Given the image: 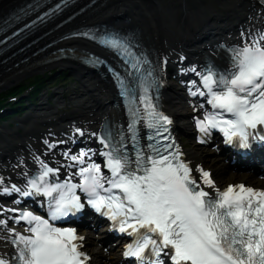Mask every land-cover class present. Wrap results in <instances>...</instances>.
Returning a JSON list of instances; mask_svg holds the SVG:
<instances>
[{"label":"snow or ice","instance_id":"6c2138e0","mask_svg":"<svg viewBox=\"0 0 264 264\" xmlns=\"http://www.w3.org/2000/svg\"><path fill=\"white\" fill-rule=\"evenodd\" d=\"M48 15L25 24L19 31L42 23ZM100 43L116 50L140 72L142 61L127 43L117 37L102 38ZM229 52L231 66L224 72L212 65L203 71L190 69L200 78V86L192 81L191 87L196 90L190 89V95L207 96L206 102L213 109L196 120L204 136L217 129L226 144L238 143L247 149L250 140L264 142V32L249 34L242 46ZM151 76L148 71L138 78L139 92L124 87L121 81L130 117L127 132L131 135L125 137L121 132L115 139L107 132L99 137L104 149L100 152L102 165L92 160L94 151L82 149L76 155L62 153L68 162H57L56 167L34 156L39 167L32 175L27 170L22 173V187L6 185L5 177L0 176V195L43 197L42 206L46 207V217L17 208L0 210L18 213L0 218V230L7 233L0 240L6 239L13 249L10 258L0 254V264H86L89 257L80 250L84 237L78 236L74 228L55 225L86 206L108 217L120 233L132 238L123 255L133 258L136 264H264V189L239 184L220 190L211 174L199 167L198 181L179 147L164 135L172 121L154 103L150 90L156 82L149 79ZM141 122L152 130L146 148L137 136V124ZM76 131L83 135L80 129ZM44 143L49 151L57 146L48 140ZM23 163L21 160L20 165ZM61 168L77 171H69L60 181ZM204 186L214 188L215 194ZM9 220L26 227L18 231L9 227Z\"/></svg>","mask_w":264,"mask_h":264},{"label":"bare ground","instance_id":"6f19581e","mask_svg":"<svg viewBox=\"0 0 264 264\" xmlns=\"http://www.w3.org/2000/svg\"><path fill=\"white\" fill-rule=\"evenodd\" d=\"M197 9L198 10H201L200 5L197 7ZM144 11H145V14H146L147 13V10L145 9ZM165 20L168 21L167 19H165ZM157 32H158V30L157 29H154L152 33L156 35V38L157 39H161V41H163V40L166 39L167 42L170 43V42H174V41L177 40V37H173V38H163L162 37L161 38V36H159V34ZM167 96H168V101H167L168 108H169V110L172 113H174V115L176 117V120L179 123L183 119V114H184V111H185L184 110V107L180 103V92L177 89H175L174 87H172L167 92ZM203 152L207 156L206 159L204 158L205 160H207L209 162H212L214 160L215 155H213L212 153H210V151H208V150H202V154H203ZM188 153H189V156L190 157L197 158V159H200L201 158V155H198V152H196L193 149H189V152ZM227 174L228 175H231L230 168H229ZM217 178H218L219 181H222L224 179V176L222 175L221 172H217ZM87 241H88L89 244L93 242V238L91 237V235H88L87 236ZM92 252H93L94 261L97 264H105L104 262H101L100 261V255L97 254L98 252H96V251L94 252V250H92Z\"/></svg>","mask_w":264,"mask_h":264}]
</instances>
